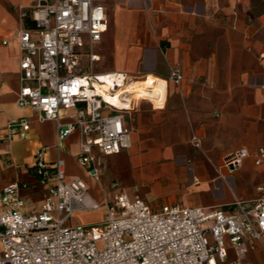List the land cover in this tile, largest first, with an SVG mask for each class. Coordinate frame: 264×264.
Segmentation results:
<instances>
[{"label": "crops", "instance_id": "0c3cea01", "mask_svg": "<svg viewBox=\"0 0 264 264\" xmlns=\"http://www.w3.org/2000/svg\"><path fill=\"white\" fill-rule=\"evenodd\" d=\"M35 2L0 0V209L4 187L19 183L28 213L46 197L35 171L40 150L50 164L62 159L68 178L91 179L76 158L80 132L59 147L57 123L17 104L16 34ZM104 5L106 30L94 45L101 65L97 72L161 80L165 91L163 105L146 97L142 101L152 109L142 108L141 101L127 115L130 135L122 150L133 178L151 189L142 193L138 186L126 193H140L154 208L178 203L230 211L236 199H255L264 187V163L253 156L264 148V0H105ZM172 69L185 77L180 86L170 79ZM63 114L64 122L73 119L71 110ZM19 118L28 119L30 128L8 141L5 126ZM241 148L252 156L231 170L225 158ZM96 154L107 170L103 155ZM102 178L108 182L106 172ZM229 258L235 259L232 250ZM242 263L264 264V237L255 249L247 243Z\"/></svg>", "mask_w": 264, "mask_h": 264}, {"label": "built area", "instance_id": "2783aa9c", "mask_svg": "<svg viewBox=\"0 0 264 264\" xmlns=\"http://www.w3.org/2000/svg\"><path fill=\"white\" fill-rule=\"evenodd\" d=\"M104 2L36 0L23 17L30 14L37 28L24 27L16 34L21 81L18 106L37 111L42 120L55 121L59 147L79 131L77 162L96 182L104 174L96 152L112 155L127 147V115L144 98L159 106L149 96H134L137 80L128 73L93 70L99 60L94 45L106 30ZM170 79L180 86L185 77L172 69ZM68 110L73 119L64 122L63 111ZM29 128L28 119H11L5 138L24 137ZM192 141L200 146L196 136ZM43 155L44 150L37 153L35 171L46 197L36 212L24 210L26 199L19 183L3 189L0 264H243L247 243L251 249L263 245L262 186L255 199H236L230 211L178 203L154 208L139 195L126 192L97 199L85 178L67 177L62 159L50 164ZM250 156L248 149L241 148L229 154L225 164L236 171ZM253 156L257 164L264 163V148ZM103 210L97 223L72 224L77 213ZM230 250L234 260H229Z\"/></svg>", "mask_w": 264, "mask_h": 264}, {"label": "rangeland", "instance_id": "374dc122", "mask_svg": "<svg viewBox=\"0 0 264 264\" xmlns=\"http://www.w3.org/2000/svg\"><path fill=\"white\" fill-rule=\"evenodd\" d=\"M94 50L96 51L95 48ZM93 70L95 71L101 70V65L99 64V62L93 66ZM142 103H143L142 108H146V109L153 108L150 102L142 101ZM101 161L107 167L106 170L104 166V174L106 172L108 182L106 181L105 178L104 179L102 178L101 182H96L93 179L88 180L90 186V192L95 198L102 199L103 195H106L109 199H112L115 195L120 194L122 192H126L127 189L132 187L135 190L136 188H139L138 186H141L142 189L139 190L142 191V193L148 192V190L150 191L151 187H149L148 184L142 185L141 181L135 180L131 175V171L128 168L129 163H127V156L125 154V150H122L120 153L117 154L103 155ZM115 183L117 184V187H113V184ZM137 195L143 198L140 195V193ZM103 214H104V210L95 211V212H80L73 217L72 224L83 225L89 223H97L102 219ZM208 236L210 241L212 242L211 235Z\"/></svg>", "mask_w": 264, "mask_h": 264}, {"label": "bare ground", "instance_id": "6f19581e", "mask_svg": "<svg viewBox=\"0 0 264 264\" xmlns=\"http://www.w3.org/2000/svg\"><path fill=\"white\" fill-rule=\"evenodd\" d=\"M154 81L157 82V79L150 80V78H147L143 81V83L137 81L133 86L134 87L133 92H135L134 96L135 97L149 96L157 105L162 104L164 101L163 95L165 93L164 83L161 80H158L157 83H155Z\"/></svg>", "mask_w": 264, "mask_h": 264}, {"label": "trees", "instance_id": "16d2710c", "mask_svg": "<svg viewBox=\"0 0 264 264\" xmlns=\"http://www.w3.org/2000/svg\"><path fill=\"white\" fill-rule=\"evenodd\" d=\"M24 27L27 29H35L36 24L33 21L32 17L30 16V14H27L26 16H24Z\"/></svg>", "mask_w": 264, "mask_h": 264}]
</instances>
